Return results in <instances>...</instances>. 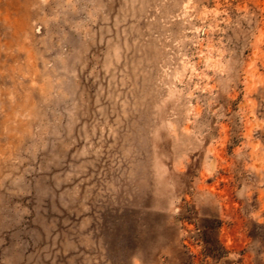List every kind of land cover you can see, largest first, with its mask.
<instances>
[{"label": "rangeland", "instance_id": "obj_1", "mask_svg": "<svg viewBox=\"0 0 264 264\" xmlns=\"http://www.w3.org/2000/svg\"><path fill=\"white\" fill-rule=\"evenodd\" d=\"M0 264H264V0H0Z\"/></svg>", "mask_w": 264, "mask_h": 264}, {"label": "clouds", "instance_id": "obj_2", "mask_svg": "<svg viewBox=\"0 0 264 264\" xmlns=\"http://www.w3.org/2000/svg\"><path fill=\"white\" fill-rule=\"evenodd\" d=\"M117 62H118V59H117ZM110 67H112L111 63H109L108 65H106L105 70L107 71V69L110 68ZM73 74H75V73H73Z\"/></svg>", "mask_w": 264, "mask_h": 264}]
</instances>
